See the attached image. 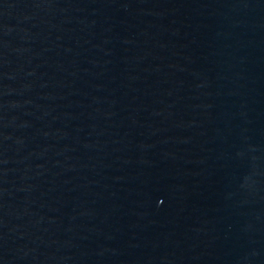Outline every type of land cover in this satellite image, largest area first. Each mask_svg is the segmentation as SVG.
<instances>
[{"label":"water","instance_id":"1","mask_svg":"<svg viewBox=\"0 0 264 264\" xmlns=\"http://www.w3.org/2000/svg\"><path fill=\"white\" fill-rule=\"evenodd\" d=\"M0 264H264V0H0Z\"/></svg>","mask_w":264,"mask_h":264}]
</instances>
